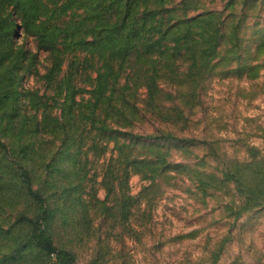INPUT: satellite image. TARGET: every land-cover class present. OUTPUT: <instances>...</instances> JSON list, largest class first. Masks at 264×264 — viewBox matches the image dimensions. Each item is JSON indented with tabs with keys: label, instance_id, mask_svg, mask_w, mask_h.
<instances>
[{
	"label": "rangeland",
	"instance_id": "1",
	"mask_svg": "<svg viewBox=\"0 0 264 264\" xmlns=\"http://www.w3.org/2000/svg\"><path fill=\"white\" fill-rule=\"evenodd\" d=\"M162 1L186 17L219 12L227 40L204 64L184 119L140 110L115 123L111 105H86L92 69L77 78L73 101L57 87L64 69L47 81L49 53L0 0L23 51L14 98L0 90L1 225L25 230L16 216L35 214L27 175L54 207L55 244L74 253V264H264V0ZM174 90L163 84L165 109L178 102ZM24 255L18 264H54Z\"/></svg>",
	"mask_w": 264,
	"mask_h": 264
},
{
	"label": "trees",
	"instance_id": "2",
	"mask_svg": "<svg viewBox=\"0 0 264 264\" xmlns=\"http://www.w3.org/2000/svg\"><path fill=\"white\" fill-rule=\"evenodd\" d=\"M7 5L21 15L24 31L35 38L38 48L49 53L47 81H55L64 69L57 87L64 85L66 98L73 101L77 78L92 69L95 76L86 105L93 112L103 104L111 105L115 123L117 118H126L124 113L133 119L140 110L171 121L184 119L204 64L217 56L228 34L226 19L219 12L186 17L177 14L176 8L164 9L162 0H7ZM14 24L11 15L0 17V90L8 98L17 92L16 64L23 52L11 39ZM238 31V24L233 25V39L238 38ZM182 63H187L185 74L179 71ZM164 83L175 86L174 100L178 101L166 109L161 98ZM187 84L190 87L184 89ZM139 89H143L141 99ZM121 134L133 137V133ZM169 137L167 133L163 138ZM0 149H7L1 139ZM23 179V190L36 212L16 216V226L25 230L13 232L0 222V264L25 261V250L52 259L54 264H74V253L55 244L60 235L54 231V207L32 188L27 175ZM41 263V259L35 261Z\"/></svg>",
	"mask_w": 264,
	"mask_h": 264
}]
</instances>
